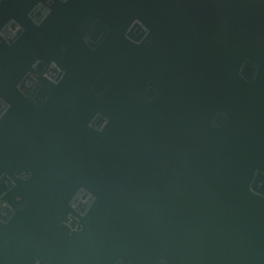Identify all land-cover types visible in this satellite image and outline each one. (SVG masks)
<instances>
[{"label": "water", "instance_id": "water-1", "mask_svg": "<svg viewBox=\"0 0 264 264\" xmlns=\"http://www.w3.org/2000/svg\"><path fill=\"white\" fill-rule=\"evenodd\" d=\"M0 264H264V0H0Z\"/></svg>", "mask_w": 264, "mask_h": 264}]
</instances>
